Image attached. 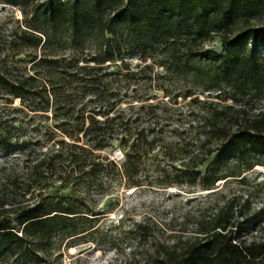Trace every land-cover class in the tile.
<instances>
[{
    "label": "trees",
    "instance_id": "trees-1",
    "mask_svg": "<svg viewBox=\"0 0 264 264\" xmlns=\"http://www.w3.org/2000/svg\"><path fill=\"white\" fill-rule=\"evenodd\" d=\"M0 3L22 15L0 38V264L97 231L88 199L115 183L215 189L264 165V0ZM117 143L121 163L102 153ZM251 204L120 264H264V240L244 235L249 217L264 225ZM152 229L132 232L144 244Z\"/></svg>",
    "mask_w": 264,
    "mask_h": 264
},
{
    "label": "rangeland",
    "instance_id": "rangeland-1",
    "mask_svg": "<svg viewBox=\"0 0 264 264\" xmlns=\"http://www.w3.org/2000/svg\"><path fill=\"white\" fill-rule=\"evenodd\" d=\"M21 17L17 7L0 3L1 39L8 38L16 19ZM215 46L218 50L222 49L219 39ZM257 51L264 58V46H259ZM17 58L26 59V56L21 53ZM156 92L162 98V92ZM258 107H264V100ZM102 153L115 158L119 163L125 159L118 143ZM213 158L210 157L201 166L203 172ZM245 174L248 177L247 184H240L238 179L229 177L227 181H217L215 189H204L199 183L170 187H128L123 181L115 183L108 193H92L93 196L88 199L89 206L96 214L93 217H97L100 225L97 231L77 238L57 236L51 248L39 254L32 264H120L132 257L133 249L147 252L154 239L172 242L174 238L170 235L173 233L182 236L192 234L196 221L225 207L233 198L239 210L246 194L251 196V214H254L264 205V165H256ZM64 192L68 193L69 190L65 189ZM141 221L153 227L152 236L144 244H139L132 232L133 224ZM244 235L248 240H264V225H259L254 218L249 217Z\"/></svg>",
    "mask_w": 264,
    "mask_h": 264
}]
</instances>
